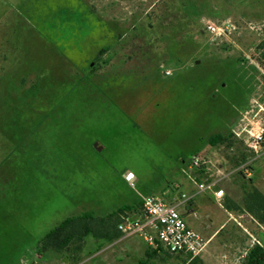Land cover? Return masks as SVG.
Returning a JSON list of instances; mask_svg holds the SVG:
<instances>
[{
	"label": "rangeland",
	"instance_id": "obj_1",
	"mask_svg": "<svg viewBox=\"0 0 264 264\" xmlns=\"http://www.w3.org/2000/svg\"><path fill=\"white\" fill-rule=\"evenodd\" d=\"M228 20L229 36L204 32ZM261 129L264 0H0V264H103L126 260L129 240L151 248L133 236L89 237L79 261L38 250L68 217L167 196L194 156L206 161L190 170L196 182L225 191L186 204L195 231L217 232L199 258L243 264L264 225L230 219L225 204L244 206V180L264 193V144L248 147ZM215 133L226 140L211 146ZM163 250L159 264H193Z\"/></svg>",
	"mask_w": 264,
	"mask_h": 264
},
{
	"label": "built area",
	"instance_id": "obj_2",
	"mask_svg": "<svg viewBox=\"0 0 264 264\" xmlns=\"http://www.w3.org/2000/svg\"><path fill=\"white\" fill-rule=\"evenodd\" d=\"M235 29L233 22L228 20L222 24L208 22L205 24L204 32L210 34L213 40H217L229 36ZM250 135L252 140L248 147L257 155L263 149L264 129ZM205 163L200 156H194L189 171L193 168H202ZM244 172H248L246 167ZM125 179L130 186H134L133 172L127 173ZM195 183L199 192H212L217 199L225 195L222 188L215 190V181ZM190 199L191 197L186 194H182L181 199L176 202H169L159 195L142 196L141 213L125 217L118 229L124 238L139 236L152 248H162L172 254H184L195 258L205 250L209 240L192 229L179 210L180 206Z\"/></svg>",
	"mask_w": 264,
	"mask_h": 264
},
{
	"label": "trees",
	"instance_id": "obj_3",
	"mask_svg": "<svg viewBox=\"0 0 264 264\" xmlns=\"http://www.w3.org/2000/svg\"><path fill=\"white\" fill-rule=\"evenodd\" d=\"M108 48L104 47L102 53L107 52ZM225 140L226 137L222 133H215L209 136L208 143L211 146H217L224 143ZM239 174L243 176L244 170H241ZM242 188L244 206L237 204L233 200H229L225 204V209L233 213H248L256 221L264 225V193L253 185L252 179H248V181L244 180ZM146 195L155 194L150 192ZM163 197L165 199L166 197L168 198V196ZM131 203V205L118 208V210L99 219L91 212L66 218L40 240L38 249L40 254L44 251H52L59 254L73 251L74 260L79 261L78 253L83 251V245L89 237L94 239L101 238L110 243L120 239L122 233L118 229L119 224L130 213L140 214L142 211L143 201L141 198L134 197ZM152 251L155 254L164 252L162 248H152ZM152 256L151 253L140 264H148V259ZM192 261L193 264H203L199 256L193 258ZM243 264H264V245L260 243L254 244L247 252Z\"/></svg>",
	"mask_w": 264,
	"mask_h": 264
},
{
	"label": "crops",
	"instance_id": "obj_4",
	"mask_svg": "<svg viewBox=\"0 0 264 264\" xmlns=\"http://www.w3.org/2000/svg\"><path fill=\"white\" fill-rule=\"evenodd\" d=\"M181 173L182 174L186 173V176H184L185 178L182 181L175 183L172 187H170V189H167V190L165 189V194L168 196V198H170L172 200L170 202H176V201L180 200L181 199V195L182 194H186V192L183 191L184 189H188V190H190L191 188L195 189L196 186H197V184L195 183L196 182V178L194 176H192V173L190 171H188V173L190 174L191 177H189V174L187 173L186 169L183 168V167L181 168ZM216 189H219V188H215V190ZM198 193H201V192H199L198 187H197V191L193 192L192 193L193 195H188V194H186V195L191 197V199H192ZM208 193L216 201H220V199L215 198V196H214V194L212 192H208ZM190 200H188V201H190ZM188 201L185 202L184 204H182L180 206V208H179V210H180V212H181V214L183 215L184 218H185V214L184 213L186 211L185 207H186V204H188ZM192 211H193V208H189V211H188L189 214H191ZM227 212L229 214V218L232 219L233 218L232 212H229V211H227ZM135 214L136 213H130L126 217L134 216ZM188 225H189V223H188ZM222 227H223V225L220 228H222ZM216 233L217 232H214V233L210 234L208 240L209 241L212 240L215 237ZM127 239H129V238H124L122 236L120 239L114 241V243L122 242V241L127 240ZM127 242H128V245H129V250L126 251V253H127L126 260H123L122 258H116V259L113 258V261L105 262L103 264H132V263H134V262H132L134 260H136L138 262V264H140V262L144 261L151 253H152L153 256L148 259V264H159L158 260L156 258H159V256L162 254V252H159L158 254H155L152 251V249H151L152 247L151 248H147V249L144 250L140 246V244L138 242L134 241V240H129ZM128 258H132L131 259L132 261L128 260ZM202 258L204 259V257H202Z\"/></svg>",
	"mask_w": 264,
	"mask_h": 264
},
{
	"label": "water",
	"instance_id": "obj_5",
	"mask_svg": "<svg viewBox=\"0 0 264 264\" xmlns=\"http://www.w3.org/2000/svg\"><path fill=\"white\" fill-rule=\"evenodd\" d=\"M95 146H97V143L95 144ZM97 149L100 151L101 150V147H99V148L97 147Z\"/></svg>",
	"mask_w": 264,
	"mask_h": 264
}]
</instances>
